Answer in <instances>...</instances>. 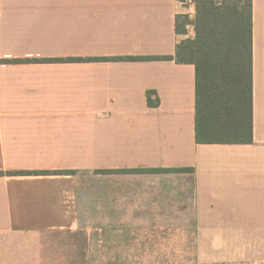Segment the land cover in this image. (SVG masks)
I'll return each mask as SVG.
<instances>
[{"label":"crops","instance_id":"1","mask_svg":"<svg viewBox=\"0 0 264 264\" xmlns=\"http://www.w3.org/2000/svg\"><path fill=\"white\" fill-rule=\"evenodd\" d=\"M182 14L179 0H0V264H76L86 174L94 226L111 209L132 219L111 180L189 177L202 264H264V0H253L251 144L196 143L194 65L13 62L175 56ZM178 168L194 172L98 173ZM42 171L77 174H10Z\"/></svg>","mask_w":264,"mask_h":264},{"label":"trees","instance_id":"2","mask_svg":"<svg viewBox=\"0 0 264 264\" xmlns=\"http://www.w3.org/2000/svg\"><path fill=\"white\" fill-rule=\"evenodd\" d=\"M196 17H177L176 32L188 35L193 25L195 37L178 43L175 56L117 58H53L13 62L85 63L176 61L191 64L196 73L195 140L197 144H251L253 121V0H193ZM148 105L160 99L147 93ZM194 169H139L98 171L118 173H193ZM14 175H69L77 171L14 172ZM4 173H0L3 176Z\"/></svg>","mask_w":264,"mask_h":264},{"label":"rangeland","instance_id":"3","mask_svg":"<svg viewBox=\"0 0 264 264\" xmlns=\"http://www.w3.org/2000/svg\"><path fill=\"white\" fill-rule=\"evenodd\" d=\"M179 2L182 15H188L194 21L193 0ZM194 37V27L189 25L188 38ZM96 178L89 174L80 177L79 185L88 197V209L82 216L86 224L74 239L75 251L71 252L74 255L66 260L76 264H202L197 256L194 208L190 194H187L192 185L189 177L173 175L162 180L148 178L129 182L111 180L110 197L116 205L123 199H130V205L135 209L125 212H130L132 219H123L120 210L111 209L110 224L94 226L90 225L96 219H92L94 212L90 209L89 199L91 184ZM107 184L105 182L103 186ZM98 214L94 215L100 218L98 221H107L101 219L99 211ZM140 215L145 216L140 220L144 224H135ZM127 221L132 224H122ZM254 261L244 259L242 262L253 264Z\"/></svg>","mask_w":264,"mask_h":264}]
</instances>
